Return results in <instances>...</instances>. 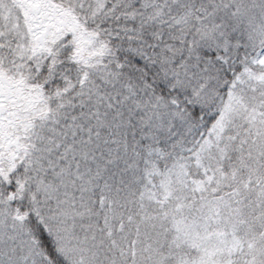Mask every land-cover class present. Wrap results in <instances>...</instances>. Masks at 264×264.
<instances>
[{"label":"snow or ice","instance_id":"obj_1","mask_svg":"<svg viewBox=\"0 0 264 264\" xmlns=\"http://www.w3.org/2000/svg\"><path fill=\"white\" fill-rule=\"evenodd\" d=\"M0 264H264V0H0Z\"/></svg>","mask_w":264,"mask_h":264}]
</instances>
